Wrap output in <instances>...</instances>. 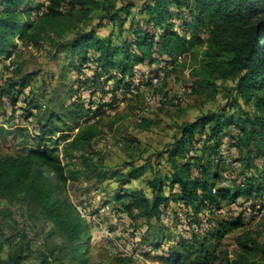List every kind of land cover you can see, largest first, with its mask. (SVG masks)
I'll list each match as a JSON object with an SVG mask.
<instances>
[{
	"label": "rangeland",
	"instance_id": "rangeland-1",
	"mask_svg": "<svg viewBox=\"0 0 264 264\" xmlns=\"http://www.w3.org/2000/svg\"><path fill=\"white\" fill-rule=\"evenodd\" d=\"M60 2L56 13L49 11L51 0H23L17 11L24 29L12 41L11 54L0 58V162L38 147L35 136L50 111L84 104L88 113L77 127H69L70 119L69 125L58 122L62 131L41 142L54 147L66 167L68 181L55 188L56 196L68 199L73 208L87 209L84 217L78 215L86 228L84 244L72 248L24 193L0 187V264H168V250L207 218L200 235H209L221 220L242 224L217 244L213 264H264V194L254 187L251 195L245 191L249 180L256 186L263 159L254 156L257 142L248 144L241 131L225 130L217 152L204 155L211 174H218L216 185L236 198L204 205L198 214L186 213L172 199L160 205L159 219L147 218L145 205L129 206V196L138 192L150 202L156 198L149 187L153 180L165 182L164 193L170 195L167 153L182 125L208 112L234 115L235 121L244 118L241 112L252 119L262 114L253 96L240 98L234 78L223 73L230 58L224 47L236 30H223L204 18L198 29L204 43L176 60L154 52L152 60L135 66L133 79L117 72L106 77L103 70L96 79L95 61L84 66L80 54L64 45L91 30L105 42L133 51L130 25L139 23L143 30L147 15L137 14L136 7L144 0ZM173 12L168 23L190 35L192 29L183 23L187 13ZM29 73L34 76L21 88ZM259 94L264 96V90ZM231 100H238L242 110L229 106ZM202 142L189 146L186 158L201 154ZM131 168L142 169L141 175L129 177Z\"/></svg>",
	"mask_w": 264,
	"mask_h": 264
},
{
	"label": "trees",
	"instance_id": "trees-1",
	"mask_svg": "<svg viewBox=\"0 0 264 264\" xmlns=\"http://www.w3.org/2000/svg\"><path fill=\"white\" fill-rule=\"evenodd\" d=\"M51 2L53 6L49 7V11L56 13L54 8L61 2ZM22 3L23 0H0V58L11 54L12 41L24 29L17 17ZM193 4L194 6L189 0H144L138 9L136 7L137 14L147 15L146 24L141 27L143 30L140 29L139 23L130 25L133 51L123 45L115 46L110 41L105 42L91 30L78 34L64 45L74 54H80L84 66L89 60L95 61L98 66L92 72V78H100L103 70L106 77L111 72H117L122 77L133 79L135 66L142 65L148 59L152 60L154 52L166 55L167 60H176L203 44L204 39L198 29L199 22L204 18L223 30H236L235 35L224 47L230 52V58L224 62L223 73L234 78V90L240 98L253 96L252 99L257 107H261L262 114L252 119L248 112H241L244 118L240 116L239 120L235 121L234 115L225 117L223 112H208L194 122L182 125L167 153L172 169L171 178L167 180L170 195L164 193L165 182L153 180L149 182V187L156 194L152 202L141 192L129 196L132 199L129 206L145 205L147 218L155 216L159 219L160 205H166L172 199H175L177 205L184 208L186 213L194 211L198 214L204 205L211 208L212 204L221 198H236V194L230 195L229 190L216 185L218 174H211L209 161L204 159L208 150L217 152L221 136L229 128L238 133L241 131L248 144L257 142L254 156L263 159L262 170L260 178L255 179L256 186H252V181L249 180L245 191L251 195L254 187L257 194L259 191L264 194V96L259 94L264 90V0H193ZM173 10L176 14L183 11L187 13L188 19L183 23L184 27L187 25L192 29L190 35L175 31L173 24L168 23L174 14ZM155 28L160 31L156 32ZM91 51L94 52L93 57L89 56ZM214 65L217 68L220 66L217 60H214ZM98 68L101 73L97 72ZM33 76V73L23 76L21 88L28 86ZM49 102L52 100L49 99ZM228 104L242 110L238 100H231ZM60 107L66 108L63 104H60ZM86 113L88 111L85 105L77 102H72L65 110L53 109L45 116L35 136L40 143L38 147H29L22 154L11 157L6 163L0 162V187L6 191L24 193L62 232L72 248L79 249H82L84 244L85 225L71 202L56 196L54 192L59 189V185H65L68 181L66 167L63 161L54 155L56 149L41 142L52 141L56 134L62 131L58 122L69 125L66 120L70 119L72 125L69 127H77ZM197 134L198 138H195ZM197 140L203 141L201 154L186 158L188 147ZM213 141L214 146L210 149L208 145ZM178 159L182 161L179 162ZM141 171L142 169H132L128 175L138 178ZM175 187H178L176 194L172 192ZM208 221L207 218L203 223ZM203 223L194 226L190 237L180 238L178 243L168 250V264H213L218 259L217 244L242 225L238 221L221 220L209 235H200Z\"/></svg>",
	"mask_w": 264,
	"mask_h": 264
},
{
	"label": "built area",
	"instance_id": "built-area-1",
	"mask_svg": "<svg viewBox=\"0 0 264 264\" xmlns=\"http://www.w3.org/2000/svg\"><path fill=\"white\" fill-rule=\"evenodd\" d=\"M153 82L154 83H158V78H154ZM74 207H75L74 210L76 211V213L79 216H82V217L85 216L87 209L84 206L78 205V204H74Z\"/></svg>",
	"mask_w": 264,
	"mask_h": 264
}]
</instances>
